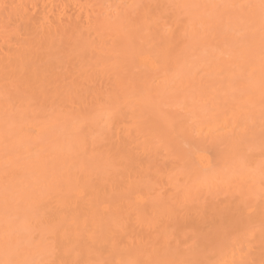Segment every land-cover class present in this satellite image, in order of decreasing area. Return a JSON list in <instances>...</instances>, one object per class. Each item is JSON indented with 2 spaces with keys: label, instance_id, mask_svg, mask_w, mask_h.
<instances>
[{
  "label": "bare ground",
  "instance_id": "6f19581e",
  "mask_svg": "<svg viewBox=\"0 0 264 264\" xmlns=\"http://www.w3.org/2000/svg\"><path fill=\"white\" fill-rule=\"evenodd\" d=\"M59 1L64 4H59L60 6L70 5L72 8L71 14H67L68 22L63 20L65 17L61 19L62 11H55V6L52 5L56 3L51 5L50 0H0V8L8 10L3 11L4 16L6 13H13L17 19L22 16L23 20L20 18V22L25 19V25L30 24L37 32L35 34L29 27L33 32L31 35L34 34L35 37L25 35V44L21 43L26 42L22 36L20 38L23 39L19 43L18 33V43L15 42L10 50L6 46L4 51L9 63L0 58V260H29L34 264L52 260L56 261V264H104L105 253L101 247L105 244L109 245L111 264H121L124 260H130L132 256L134 259V256L142 253L141 242L138 238L135 242L131 237L128 244L135 246L127 249L128 255L117 257L120 254L118 244L107 240L106 234L104 237L100 235L102 233H97L96 224L93 223L95 218L91 219L92 223L86 218L88 213L95 216L99 211H114L118 208L113 197L117 189L108 181L109 175H105L106 180H96L93 177L98 172H103L100 170L112 166L110 155L105 150L94 153L88 150V145H93L103 138L106 144V140L109 141L112 137H116L112 144L117 145L118 141L130 136L132 131L138 132V144L143 150L151 149L153 142L163 138L160 143L168 151L167 143H163L173 140L169 139L172 133L175 136L180 135L184 141H195L196 145L183 157L190 165L178 171H166V175L161 177L164 179L160 178V181L163 180L176 192L174 196L177 203H189V206L196 203L198 206L200 202L204 203L199 205L203 208L206 202L211 200V196H216L219 201L223 200L220 197L226 199L228 195L230 198L236 196L235 202L237 201L241 210L248 212L247 214L245 211V214L250 216V213L253 217L257 213L259 218H262L264 32L261 30L258 12L253 14L249 9L239 7L258 4L259 0H158L161 1V6L163 3L170 6L172 13L169 24L160 20L161 14L149 10V5L145 3H153L151 0H108L106 6L104 0H95L98 4L96 6H93V0ZM88 2H92L93 7ZM27 4L31 5L34 11L31 12L32 8L27 9ZM167 6H163L161 13L167 11L164 10ZM11 18L13 20V16ZM83 20L88 22L86 27ZM25 27L24 34L29 31ZM36 28L39 31H36ZM82 28L85 33L93 34L96 38L94 41L101 42V45L108 35L121 36L117 37V40H120L117 50L121 52L122 62H131L134 68L142 67L136 72V79H132L129 72L123 68L112 69L108 74L101 70L102 80L107 79L109 84L101 82L103 84L99 83L96 87L89 84L88 88L93 95L87 96L80 92L86 87L82 86L83 83L79 80L84 76L79 71L78 76L71 75L73 78L70 79V75L67 77L68 82L72 78L70 85H66L68 83L65 80L62 82L61 79V90L54 88L58 84L52 87V90L57 92L54 94L59 101L53 98L48 100V105L37 103L45 94L42 93V81L39 80L41 75L37 73V78L36 70H33L35 66L30 64L34 56V60H39L43 55L41 51L49 52L51 49L52 52V43L55 41V46L61 44L59 42L62 34L63 37L68 36L67 39L73 46L78 45L81 48L96 45L95 48L102 51L100 44L90 41L80 32ZM153 37L155 40H151ZM173 38H176L179 44L176 45ZM69 40L67 42H70ZM46 43L50 44H47L49 48L45 47ZM41 47L43 50L39 49ZM27 54L30 55L29 60L26 58ZM57 58L55 57V60ZM41 61L40 59L39 63ZM44 61L47 63L45 59ZM45 62H41L42 65ZM14 65H18L21 70L19 74L24 75L26 73L23 69L30 71L32 65L33 74L30 71V74L22 77L29 79L32 75L29 82L33 83L31 87L29 80L24 82L19 75L13 76L12 73L9 75L5 72L6 66L13 68L11 72L17 70ZM42 65H39L40 68L44 67ZM19 66L24 67L21 69ZM201 71L206 76H198ZM92 74L89 76L93 77ZM15 76L17 77L14 78ZM197 78L203 81L196 82ZM31 89L37 94H32ZM39 93L42 96L39 97ZM38 97L40 100H37ZM145 109L151 111L149 116H146L152 122L151 126L153 124L160 126L159 128L150 127L151 130H144ZM168 109L180 111L177 118L169 116L165 111ZM123 119H127V123ZM88 133L90 136L86 135ZM205 146H208L207 152L202 151ZM168 155L174 160L178 156L171 151H168ZM139 179H133L131 174L121 179L126 193L132 195V200L126 202L132 204L134 201L139 203L140 207L148 204L151 208L156 205L155 198H145L137 191ZM148 187L151 188L149 185ZM219 193L227 195L220 196ZM197 206L194 205L193 208L201 209ZM134 212L138 221L135 220L136 223L139 224L140 221V224L145 223L146 226L148 221L151 222L140 208L137 207ZM255 221V225L259 223L257 219ZM240 224L244 227L243 223ZM262 225L264 228V223ZM223 227L226 231L230 226ZM223 227L214 230L219 231L217 235L220 234L222 238L221 243H217L219 245L212 242V245L216 244L211 245L214 247L212 249L215 251V258L210 261L201 253L203 256L200 264H262L264 251L260 253V248L258 251L257 247L252 248V245L248 244L251 239L249 236L246 242L242 236L235 238V234L234 239L232 235V240L224 243L222 240L227 234L220 231ZM236 227V230H245L239 225ZM119 228L123 229L121 225ZM257 229L252 232L249 230L248 235L253 232L255 234ZM261 230L257 233L260 234ZM86 234L91 244L86 243ZM215 236L210 238L211 241ZM218 238L216 239L219 241ZM261 241H257V244L261 245ZM134 247L136 250H129ZM205 247L208 248L209 244ZM165 250V256L157 258L159 261L156 259V263L166 257L167 248ZM212 252L208 254L212 255ZM115 254L117 255L114 256ZM189 254L184 253L182 258ZM168 255L169 258L166 259H174L170 258V253ZM175 255H178L177 252ZM148 260L151 261L149 257Z\"/></svg>",
  "mask_w": 264,
  "mask_h": 264
},
{
  "label": "rangeland",
  "instance_id": "374dc122",
  "mask_svg": "<svg viewBox=\"0 0 264 264\" xmlns=\"http://www.w3.org/2000/svg\"><path fill=\"white\" fill-rule=\"evenodd\" d=\"M109 1L113 2V0H109ZM115 1H117V0H115ZM151 1H153V3L149 2V1L147 3H145V4L149 5L148 6L149 10L152 11L153 13L161 14L160 20L165 21L169 24L171 21L169 17H171V13H172V12H170L171 11L170 6L165 5L167 3H163L164 5L161 6L160 5L161 1H158V0H155V1L151 0ZM59 2H61V1L50 0L51 5H52V3L58 4V5L54 4V5H52V7L55 6L54 7L55 11H60V13L62 11L63 14L61 13V19H63L65 17L66 19L64 18L63 20H66V22H68V19H69L68 15L71 14L70 11H72V8L70 5H66V7L65 6L62 7L60 5H64V4H60ZM93 2H94L93 6L98 5L97 3H95V0H93ZM103 2H104V6H106L108 4V0H104ZM88 3H89V5L92 4V2H88ZM93 6L91 5V7H93ZM163 6H167V7H164L165 8L164 10H167V11L166 12L164 11L163 13H161L162 12L161 9L163 8ZM26 7L29 10H31V8H32L31 12L34 11V9L31 5L27 4ZM67 7H68V9H67ZM56 8L57 9L61 8V9L57 10ZM62 8H63V10H62ZM5 10H6V12L8 11L4 7L0 8V11H2V12L3 11L5 12ZM68 11H69V13H68ZM2 12H0V17H1L0 20H1V22H4V23L0 22V26H1L0 48L2 47L0 49V58L5 59V62L9 63V61L6 60L8 58H5L6 56L4 55V51L6 50V46H7V49H9V48L12 49L14 47V43L15 42L18 43L16 40L18 33H19V37H18L19 43H20V41H22L23 38H24L23 40L26 41L27 37H25V35L28 36V34H29V36H30L33 32H35L34 31L35 28H33V26H30V24L28 26V23L25 25V22H26L25 19H24V21L20 22V20H19L20 18H21V20H23V17L20 15H19L20 18L18 17L19 19H17V17H15V15H12L13 13L11 15L6 13V16H4L5 14H4V12L3 13ZM26 12H28V11H25V13ZM29 13H27V14L30 15ZM12 16H13V20L11 18ZM7 17H8V19H7ZM4 19H5V21H4ZM83 23H84V27H86V25H88V22H86L85 20H83ZM25 26L26 27L28 26V27L26 28ZM24 27L27 30H29L28 33L26 32L24 34V30H25ZM29 27L33 29V30L31 29V31H33V32H31L30 29H28ZM37 28H36V31L37 30L39 31L40 27H39V29H37ZM3 29H5V30H3ZM57 29H58L57 31L59 32V28H57ZM6 30H8V31H6ZM81 30L82 31H80V32L83 33L84 36L88 37V39L90 41H93L94 43L101 45V42L94 41V40H96V38L93 34L85 33L84 28H82ZM10 34H12V35H10ZM35 34H37V32H35ZM33 35H31V38ZM21 36L23 38H20ZM34 37H35V35H34ZM36 37H38V36H36ZM60 37H61V39H60L61 42L58 41L59 39L57 40L59 43H61V44H58L59 46L53 45L55 43V41H54V43H52V47H53L52 52L50 51L51 49L49 50V52H47L48 50L47 51L44 50L47 52L46 54L49 55L48 56L49 59L47 58V55L45 54V52L41 51V54L43 53V55H41L40 57H39L40 54L37 55V57H39V60H38V58L34 60L35 56L33 58V61H32V59L30 60V64H33V66H35V68H33V70H36L35 75H38L37 78H39V74L42 77V79H40L41 78L40 77L39 80L42 81V82H40L42 84L41 85L42 90H43L42 93L45 94L44 98L40 97V96H42V95H40V93L38 94V96L40 95L39 97L41 98V101H38L37 103L40 102V103H43L45 105H48V100L51 101L53 98H55L56 101H59L58 100L59 98H56L57 95L54 94L56 91L52 90V89H54L56 87L59 88V86L62 85L61 83L64 82V80L66 83H68V84H66V83H64V84L70 85L69 82L72 81V78H73L72 76L73 75L78 76L79 71L81 72L82 75H84V76H81L82 78H79V80L83 83L82 86L86 87L83 91H80V92L82 94H86L87 96H92L93 93H92L91 89L88 88L89 84H91V86L94 84L93 86H95V87L98 86L99 83H100V85L103 84L101 82L109 84L107 79L102 80L101 70H104V72H106V74H108L109 71L112 69L123 68L126 72H129V75L132 79H136V77H137L136 72H138V69L142 68V67L140 68V67H136V66L134 68V66L131 62H127V63L122 62L121 52H119L117 50L118 45L120 44V40H117V37H121V36H118V34L114 35L113 37H111L109 35L106 37L105 41L100 46V47H102L101 52L99 51V49L95 48V47H97L96 45L95 46L94 45L93 46H85V47L81 46V48H80V46H78V45L73 46L71 41L69 39H67L68 36L64 35V37H63V34H62ZM55 38H57V37L55 36ZM155 38H156V36H155ZM155 38L153 37L151 40H155ZM5 39L7 42L6 41L3 42V40H5ZM68 40L70 42H67ZM173 41L174 42L176 41L175 42L176 45L179 44V42L176 38H173ZM5 42L7 45L5 44ZM21 43L25 44V43H27V41L26 42L23 41ZM47 44L48 43H46L45 47L50 46V44H48V46H47ZM8 46H10V47H8ZM54 46H55V49H54ZM42 47H44V46H42ZM42 47L39 49L43 50ZM1 50H3V51H1ZM54 50H56V51H54ZM42 57L47 61V63L44 61V59ZM55 57L56 58L58 57L57 60H55ZM26 58H28V60H29L30 55L26 56ZM26 58H24V60ZM40 59L42 60L41 61L42 63L45 62L43 65L41 62L39 63ZM24 60H23V63L26 66V63L24 62ZM34 61H35V63H33ZM37 64H38V66H37ZM39 65H42V67L43 66L44 67L40 68L41 66H39ZM20 66H21V64H20ZM124 66H125V68H124ZM6 67L4 70H5V72L7 71V74L11 75L10 73H12L13 76L19 75V77H21L20 79L21 80L23 79L24 82H25V80L26 81L29 80L28 83L30 82V77L32 75L29 77V79L28 78L24 79L22 77L25 76L27 73L30 74V71H31V73L34 72V71H32V65H31L30 71L28 70L29 66L27 67L28 68L27 72H26V70L23 69L24 66L22 68L20 67L21 69H23L24 73H26L25 75L23 73H22L23 75L19 74V73H21L20 72L21 70L18 68V65L16 67L14 65V67L16 69L18 68L17 70L14 69V72L18 71V73L15 72V74H13L14 73L13 71L11 72V70H13V68L11 66L9 68L7 67L8 70L6 69ZM45 67H46V69H45ZM38 69H39V71H38ZM42 69H45V70H42ZM44 71H45V73H44ZM40 72L41 73L43 72L44 74L43 73L41 74ZM92 72L94 74L96 73L95 75L97 77L94 78L95 75H93ZM37 73H39V74H37ZM88 73L92 74L93 77L89 76ZM97 73L99 75H97ZM202 73H203V71H201L200 74H198V76H201V75L203 76L204 74H202ZM53 74H54V76H52ZM85 74H86V76H85ZM43 75H45L47 77H45ZM48 75L50 76V78H48L49 77ZM17 76H15L14 78H16ZM204 76H206V75H204ZM33 77L35 78L34 75H33ZM33 77L31 79H33ZM43 77H44V79H46V78L47 79L44 80ZM67 77L69 79H70V77H72L69 82H68L69 79ZM84 77H86L87 79L86 78L83 79ZM108 77H110V76H108ZM52 78H53V80H51ZM57 79H58V81H57ZM61 79H63V80H61ZM100 80H102V81H100ZM197 80H198V78L196 79V82H197ZM199 80H201V79H199ZM37 81H38V79H37ZM201 81H203V80H201ZM31 84H33V83H31ZM31 84L29 83L30 87H31ZM57 84H58V86H55ZM52 87H54V88H52ZM177 87H179V86H177ZM183 87H185V86H183ZM59 89L61 90V88H59ZM33 91H35V90L34 89L30 90V92L32 94H37L36 92L33 93ZM33 96H35V95H33ZM39 97L37 100H40ZM36 98H35V100H36ZM43 99H45V100H43ZM165 111L172 118H177V116L179 115V112H180V111L169 110V109L165 110ZM150 113H151V111H149V110H146V109L143 110L144 121H145V125H144L145 131L151 130L150 127H153L156 129L160 127V126H153V124L151 126L152 122L146 118V116H149ZM123 120H124V122L127 123V121H126L127 119H123ZM86 130H88V129L86 128ZM163 132H165V131H163ZM86 135L90 136L89 133ZM86 135H85V138H87ZM138 136H139L138 132L132 131L130 136H127L124 139H121L120 141H118L119 144H117V145L112 144V142L116 140V137L109 138V141L106 140V144L104 143V138H103L101 140H98L97 143H95L93 145H88V150H90V151L92 150L94 153H97L98 151H101V150H105L110 155V158L112 160V166L109 168H106L105 170H100L103 172H98V174H96L93 177L96 180H98L100 178H104L106 180L105 175H109V177L107 178L108 181L113 183V185L117 189V191L114 192L115 194L113 195V197H114L115 202H117L118 208L114 211L113 210L112 211H103V212L99 211V213H97L95 216L88 213L86 215V218H87V221L89 223H92L91 219L95 218L94 219L95 221H93V223L95 222V224H96V228L98 230L97 233L98 234L102 233L100 235H104V237L107 235L106 236L107 240H109L110 242H112V241L115 242L116 245L118 244V248L120 249V251H119L120 254L118 253L119 255L117 257L123 256V255H128L127 249L129 247L135 246V245L128 244L129 238L132 237V239L134 241L136 238H138L139 242H141L140 246H141L142 250L140 247H138V248H140L142 253L138 252L139 254L137 256H134L135 257L134 259L132 258L133 257L132 256L130 260H142V261L148 262L149 261L148 257H149L150 260L153 262L150 261V262H148V264H158L159 263L158 259H160L162 257V255L165 254L164 250L167 248V252L169 250L170 252H168V253H170V255L172 254L171 251L174 252L172 255H175L176 252L178 255H175L176 257L175 256L172 257V255H171L170 258H174L173 260L171 259L172 260L171 261L170 259H166V257L169 258V255L166 252V254L168 256L166 255L165 258H162V260H160L159 264H162L161 261H163V259L167 260L166 261L167 263L164 260L163 264H168L169 262H170V264H186L187 262L189 264H191V263L192 264H198V261L200 264V263H202L200 261L202 260L201 256H203V255L204 256L206 255V259L211 261L215 258V257H213V256H215V253H214L215 251H213L214 247H212V246H216V244L218 242L220 244L221 243L220 241L222 239L220 237V234H218L219 236L217 235V233H220V232L219 231L216 232L217 230L216 231H214V230L218 229L219 227L222 228L223 226L228 227V225L230 227L226 228L227 229L226 231H224V227L222 230L220 229V231H224V233L227 234V235H224V237H223L224 240H222V241L224 243H227V242L229 243L230 240H232V238H231L232 235H233V239H234V235L236 234L235 238H237V237L241 238V236H242V237H244L243 239L246 240V242H248V239L251 238V239H249L248 244H251L252 248H254L253 246L257 247V251H258V248H260L259 249L260 253L264 251L263 250L264 248H262V247H264L263 246L264 232L262 231V230H264L263 225H262V223H264V222L260 221V220L264 221L263 220L264 216L261 215L263 217L259 218V216H258L259 214L257 215V213H256V215L252 214L253 217L251 216L250 213H249L250 216H248L247 215L248 212L245 209L241 210L240 206L237 205V203H236L237 201L235 202L236 196L230 198L231 196H229V195L226 196L227 194L222 193L223 195H221V193H219L220 196H226V199L228 197L227 201H226L225 197H220L223 200L219 201L218 198H216V196H211L212 198L210 196H207V197L211 198V200L209 201L210 203L206 202V204L203 207L204 209H203L201 206H199L201 204L200 202H199L198 206L196 205V203L192 202L195 205V207L196 206L201 207V209H199V208L194 209L193 204H190V206H189V203H187V204H181L183 202L177 203V200L175 199V196H174V194L176 192H173V189L167 183H165L163 180H162L163 182L160 181V178L164 177L166 175V173H167L166 171H169V170L178 171L179 169H185V166L190 165V162L188 160L183 159V157H184V155L189 154L188 150L192 146L196 145L195 141H193L191 139L184 141V140H182L180 135L177 134L175 136L173 133L170 134L169 139L173 138V140H171L170 142H168V140H167L163 144L165 145L167 143L166 146L169 149L168 151L169 152L171 151L172 154L176 153V155H178L177 159L174 160V159H170V156L168 155V151L165 149V147H163V145H161L160 139H163V138L158 137L160 139H158V138L157 139L160 141L158 142V140L156 139L157 141L155 140L156 142H153L154 144H153L151 149L143 150L140 147V145L138 144V141L140 140ZM120 153L122 156L120 155ZM128 174H131L133 176V179L140 178L138 180L139 182L137 181L138 182V184L136 186L137 191L142 193V195L145 198L154 197L155 203H156L155 206H152L151 208H149L148 204H145V205L143 204L142 207H140L139 206L140 204L139 203L137 204L134 201L132 202V204L129 202H126L127 200H130V201L132 200V195H130L129 193H126V189H124L122 187L123 184L121 183V179L126 177ZM161 179H164V178H161ZM147 184L151 188H149ZM204 195H205V193H204ZM202 198H205V197H202ZM214 199L215 200L217 199L216 200L217 202H215ZM213 200H214V202H213ZM203 204H201V205H203ZM137 207H138V209L140 208V210H142V213H144L146 218L148 217L147 219L148 220L150 219V221H151V222L148 221V224L146 226L144 225L145 223H143V221H142L143 225L140 224L141 223L140 221H139V224L136 223V221H137L135 219L136 213L134 212V210ZM241 208H244V207H241ZM245 211L247 214H245ZM255 212H253V213L255 214ZM254 217H256V219L259 221V223L256 224V225L260 226V227L257 226L258 229H257L256 225L254 224V223H256V221H255L256 219H254ZM251 220H253L252 221L253 223L251 222V225H249L250 224L249 222ZM246 221L248 222V224ZM113 222L115 223L114 225L111 224ZM260 222H261V224H260ZM109 223H110V227H108ZM240 223H243L244 227ZM118 224L121 225V229L123 227L122 230H120ZM237 224L239 226L243 227L245 229L244 230L245 232L241 228L238 229L239 231L236 230V228H238V227H236V226H238ZM245 224H247V225H245ZM233 225H234V227H233ZM105 226H106V228L108 227L107 230H106V228L104 229ZM249 227H250V229H248ZM252 227H254V229H257V231L259 229H262L261 231H259V233L261 232L263 234L260 233L261 234V236H260V234H258L257 231H255V234L253 232V234L249 233V235H248L247 232H249V230H251V232L254 231V229ZM235 230L237 232H239L238 233L239 236H238L237 232H235ZM241 230H242V232H240ZM227 231L228 232L232 231L234 233L229 234ZM213 232L216 234V236ZM210 234H214V235L210 236ZM223 234H221V236H223ZM257 234H258V237H256ZM207 235H209V236L207 237ZM262 235H263V237H262ZM84 236L86 237L87 241L86 240H83V241H86L87 244H91V242L87 239L88 234H86ZM214 236H215V239L212 238V241H211L210 238L214 237ZM226 236H228V237H226ZM248 236H249V238H248ZM254 236L256 238H259V236H260V238L257 240L256 238H253ZM165 237H166V239H165ZM216 238H218V239L221 238V239L218 241ZM255 239L258 242H260L262 239L263 243L261 241L262 244L260 245V243H258L259 244L258 245L257 241H255ZM213 241L216 242V244L213 243L214 245H212ZM207 243L209 244L210 248L205 247L207 245ZM219 244H217V245H219ZM201 246H203V247H201ZM94 247H97V245H94ZM200 247H201V250H200ZM261 248H262V251H261ZM101 249L105 253V255L103 257V262H108V264H111L110 263V256H109L110 255L109 254V252H110L109 245L105 244L101 247ZM134 249H135V247L131 248L129 250H134ZM210 252H212V255L208 254ZM184 253L185 254L192 253L194 255L189 254V255H191L190 256L191 258L189 257V255H187V256L184 255L182 258V255ZM263 254H264V252L262 253V255ZM116 255L117 254H115L114 256H116ZM262 255H261V257H262ZM163 256H165V255H163ZM207 256H208V258H207ZM126 257H124V258H126ZM261 257H260V259H261ZM199 258H200V260H199ZM211 258H213V259H211ZM156 259L158 260L157 261L158 263H156ZM189 259H190V261H188ZM130 260H124L123 262L130 261ZM168 260H169V262H168ZM193 261H195L196 263ZM261 262L263 264L264 261L262 260Z\"/></svg>",
  "mask_w": 264,
  "mask_h": 264
},
{
  "label": "snow or ice",
  "instance_id": "6c2138e0",
  "mask_svg": "<svg viewBox=\"0 0 264 264\" xmlns=\"http://www.w3.org/2000/svg\"><path fill=\"white\" fill-rule=\"evenodd\" d=\"M239 7L247 8L253 14L258 12L261 30L262 32H264V0H259L258 4L240 5ZM262 135H264V127H262ZM202 151L207 152L208 146H205L204 149H202ZM261 200L262 202H264V189H262L261 191ZM0 264H34V262L29 260L19 261L15 259H7V260H0ZM42 264H56V261L52 260V261L42 262ZM61 264H64V262H61ZM104 264H108V262H104ZM121 264H148V262L142 260H130L126 262H121Z\"/></svg>",
  "mask_w": 264,
  "mask_h": 264
}]
</instances>
